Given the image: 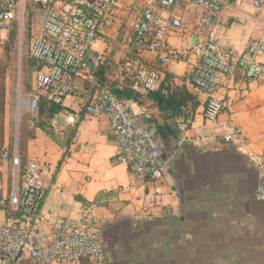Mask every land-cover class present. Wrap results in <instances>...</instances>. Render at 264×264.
<instances>
[{
  "label": "crops",
  "instance_id": "crops-1",
  "mask_svg": "<svg viewBox=\"0 0 264 264\" xmlns=\"http://www.w3.org/2000/svg\"><path fill=\"white\" fill-rule=\"evenodd\" d=\"M25 10L30 48L46 16V11L30 0H25L21 19L3 32L2 41L9 39L16 25L22 32ZM174 11L184 18L190 34L173 35L170 41L175 48L188 52L196 40L195 16L183 6ZM262 16L264 9L258 11L250 2L225 6L216 32L221 46L242 52L260 36ZM105 47L102 42L95 45L98 51ZM143 56L150 65L160 66L154 52L144 51ZM123 58L124 51L114 53L105 67L94 72L96 77L100 81L103 76L113 79L111 72L115 70L116 86L125 85ZM39 69L33 71V82L24 91L27 113ZM166 75L171 87L187 86L199 105L195 112L190 103L183 115L168 116L151 100L137 104L138 110L146 109L162 127L160 134L171 157V169L161 181L133 182L130 167L116 159V137L105 116H80L76 124H70L60 111L55 114L59 121L55 127V116L48 119L40 115L39 121L47 126L43 129L37 126L39 121L32 124L30 112L26 115L20 140L23 165L31 161L52 165L43 174L44 230L52 232L58 223L76 222L84 204L97 202L94 224L115 264H264V203L255 196L259 168L249 156L264 155V81L247 80L238 74L229 77L216 94L224 104L219 122L232 120L245 132L248 145L240 150L222 143L219 134L224 130L207 121L209 97L191 86L188 57L165 66L164 78ZM80 83L91 87L88 81ZM9 96L8 89L7 100ZM85 102V96L68 98L63 105L75 112ZM6 105L8 112V101ZM20 110L17 107V112ZM6 121L7 146L11 136ZM204 135L210 141L208 146L201 143ZM16 218L17 212L0 208V224ZM16 264L36 263L23 258Z\"/></svg>",
  "mask_w": 264,
  "mask_h": 264
},
{
  "label": "built area",
  "instance_id": "built-area-1",
  "mask_svg": "<svg viewBox=\"0 0 264 264\" xmlns=\"http://www.w3.org/2000/svg\"><path fill=\"white\" fill-rule=\"evenodd\" d=\"M46 11L40 34L33 36L29 54L42 67L35 73L28 109L32 124L40 120V102L46 99L64 104L68 98L86 97L75 112L62 110L67 122L107 117L116 137V159L130 167L133 182H157L170 174L168 155L157 123L146 109H137L133 99L120 98L96 77L114 53L124 51L121 71L131 87L143 94L158 89L164 71L152 67L144 51L154 52L167 66L188 57L190 83L209 99L205 117L216 128L222 143L243 149L248 145L241 125L229 120L219 122L224 104L216 97L229 77L240 74L247 80L264 81V16L262 32L238 53L221 46L217 26L223 8L250 2L258 11L264 0H30ZM25 0H0V42L22 17ZM183 6L194 16L195 42L183 52L171 43L173 35L190 34L184 18L174 9ZM191 40V38H190ZM106 45L98 51L95 45ZM93 52L96 54L93 55ZM80 80L91 84L87 87ZM52 123L58 126V115ZM201 143L208 146L206 135ZM251 155V156H250ZM259 168L256 199L264 203V155L255 158ZM19 163V159H16ZM51 164L29 162L11 196L18 218L0 224V264H16L29 258L36 264H115L107 243L94 224L97 202L83 205L78 220L58 223L52 232L44 230L42 209L46 189L44 171Z\"/></svg>",
  "mask_w": 264,
  "mask_h": 264
},
{
  "label": "rangeland",
  "instance_id": "rangeland-1",
  "mask_svg": "<svg viewBox=\"0 0 264 264\" xmlns=\"http://www.w3.org/2000/svg\"><path fill=\"white\" fill-rule=\"evenodd\" d=\"M25 8L27 9V7ZM26 15L27 11L25 10L22 32H20L19 26L16 25V38L11 41L10 33L9 39L0 42V62L8 64L6 86L7 91L9 89L10 96L7 100L8 112L6 111L5 123L7 122L6 120H8V133L11 136L9 144L7 146L5 145L4 148L0 150V195H2L8 203L18 187V181L25 167L22 163V156L20 153V140L21 138L23 140V131H25L24 121L26 115L29 114V109L27 108L28 113L24 111L23 98L26 86L31 85L34 79V72L31 71L30 66V60L33 59L29 54L30 37ZM37 65L38 63H36V66ZM111 73L114 77L113 79L107 78L105 83L107 86H111L112 82H116L117 80L115 70ZM17 97L19 101H17ZM17 107L21 109V112H17ZM17 158L19 159L18 164L16 163Z\"/></svg>",
  "mask_w": 264,
  "mask_h": 264
},
{
  "label": "trees",
  "instance_id": "trees-1",
  "mask_svg": "<svg viewBox=\"0 0 264 264\" xmlns=\"http://www.w3.org/2000/svg\"><path fill=\"white\" fill-rule=\"evenodd\" d=\"M16 38V27L11 32V41ZM33 59V58H32ZM38 63L36 60H30L31 71L33 72L36 69H39L40 66H36ZM38 65H40L38 63ZM152 66V65H151ZM157 69L164 71V66H152ZM8 64L0 62V150L5 146V115H6V102H7V86H6V72ZM169 75V74H168ZM169 78L167 75L162 80L161 85L158 89L151 91L147 94H143L134 90L131 87L130 81L127 79V82L123 86H116L115 82H112L111 88L120 98L133 99L139 105H144L146 101H153L154 104L168 116L174 115H183L184 109L189 106L191 103L193 106V111L195 112L196 108L199 105L197 97L193 94L187 86H175L171 87L169 83ZM102 84L105 85L107 78L103 76ZM167 82V84H165ZM166 89V90H165ZM63 104H55L46 99H42L40 102V115L41 118L46 117L51 119L58 112L64 110ZM38 127L46 129L45 122L43 120L37 123ZM159 131L162 130V127L158 126ZM50 133V132H49ZM0 208L5 209L8 212H14L11 204V198L9 203L0 195Z\"/></svg>",
  "mask_w": 264,
  "mask_h": 264
}]
</instances>
